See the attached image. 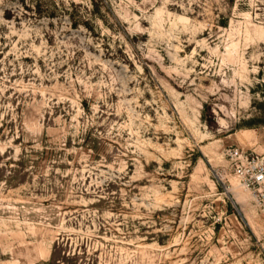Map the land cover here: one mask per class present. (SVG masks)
Masks as SVG:
<instances>
[{
    "label": "rangeland",
    "instance_id": "374dc122",
    "mask_svg": "<svg viewBox=\"0 0 264 264\" xmlns=\"http://www.w3.org/2000/svg\"><path fill=\"white\" fill-rule=\"evenodd\" d=\"M245 158L264 0H0V264H264Z\"/></svg>",
    "mask_w": 264,
    "mask_h": 264
},
{
    "label": "built area",
    "instance_id": "2783aa9c",
    "mask_svg": "<svg viewBox=\"0 0 264 264\" xmlns=\"http://www.w3.org/2000/svg\"><path fill=\"white\" fill-rule=\"evenodd\" d=\"M237 175L241 182L253 194L257 207L264 211V160L245 158V163L237 167Z\"/></svg>",
    "mask_w": 264,
    "mask_h": 264
},
{
    "label": "bare ground",
    "instance_id": "6f19581e",
    "mask_svg": "<svg viewBox=\"0 0 264 264\" xmlns=\"http://www.w3.org/2000/svg\"><path fill=\"white\" fill-rule=\"evenodd\" d=\"M232 183H233V187H235L234 180H232Z\"/></svg>",
    "mask_w": 264,
    "mask_h": 264
}]
</instances>
